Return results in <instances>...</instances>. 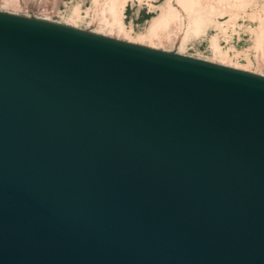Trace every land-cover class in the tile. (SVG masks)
Returning a JSON list of instances; mask_svg holds the SVG:
<instances>
[{
	"label": "water",
	"instance_id": "water-1",
	"mask_svg": "<svg viewBox=\"0 0 264 264\" xmlns=\"http://www.w3.org/2000/svg\"><path fill=\"white\" fill-rule=\"evenodd\" d=\"M0 264H264V75L0 10Z\"/></svg>",
	"mask_w": 264,
	"mask_h": 264
},
{
	"label": "rangeland",
	"instance_id": "rangeland-1",
	"mask_svg": "<svg viewBox=\"0 0 264 264\" xmlns=\"http://www.w3.org/2000/svg\"><path fill=\"white\" fill-rule=\"evenodd\" d=\"M0 10L102 33L109 20L115 38L264 72V0H0Z\"/></svg>",
	"mask_w": 264,
	"mask_h": 264
},
{
	"label": "bare ground",
	"instance_id": "bare-ground-1",
	"mask_svg": "<svg viewBox=\"0 0 264 264\" xmlns=\"http://www.w3.org/2000/svg\"><path fill=\"white\" fill-rule=\"evenodd\" d=\"M110 6H113L112 4L111 5H109V9H111L112 10V7L110 8ZM109 9H108V11H109ZM111 10H110V12H111ZM114 10V9H113ZM115 11V10H114ZM112 13V12H111ZM173 15V14H172ZM121 16V15H120ZM165 17V16H164ZM164 17H162V18H164ZM113 18V17H112ZM118 18V17H117ZM116 19V18H115ZM161 19V18H160ZM159 19V20H160ZM173 19V18H172ZM167 20V15H166V17L164 18V21H166ZM108 21V22H107ZM106 22H105V29L107 30V28H108V31H106V32H104V33H102V32H100V31H95L96 33H100V34H103V35H107V36H111V37H114V36H112V34H113V29H115L114 28V26L112 27V25L113 24H111L110 23V21L109 20H107ZM113 21H114V19H113ZM122 21V20H121ZM171 21V20H170ZM119 22V21H118ZM168 22V23H167ZM114 23V22H113ZM166 23L169 25V21H166ZM102 24V25H103ZM118 24V23H117ZM163 24V23H162ZM67 25H70V26H73V27H75L74 25H72V24H67ZM176 25V24H175ZM174 25V26H175ZM116 26V25H115ZM118 26V25H117ZM179 26V25H178ZM103 27V26H102ZM171 28V27H170ZM169 28V29H170ZM175 28V27H174ZM173 28V29H174ZM177 28V27H176ZM172 29V30H173ZM116 31V30H115ZM114 31V32H115ZM169 32H170V30H169ZM174 33H176V32H174ZM114 35H115V33H114ZM117 35H119V34H117ZM117 35H116V37H117ZM167 35V34H166ZM173 35V34H172ZM169 36V35H168ZM158 37V36H157ZM160 37V36H159ZM165 36H163V38H164ZM174 37V36H173ZM121 38V37H120ZM119 37H118V39H120ZM162 38V37H161ZM167 38V37H166ZM169 38H170V36H169ZM172 38V37H171ZM160 39V38H159ZM122 40H126V38H122ZM158 40V39H157ZM157 40L156 39H154V40H152V45H151V47H154V48H161L160 46H159V44L161 45V43H156L157 42ZM128 41H129V39H128ZM158 41H161V40H158ZM142 42V41H141ZM166 42H168V40H166ZM138 43V42H137ZM164 50V49H163ZM167 50V49H166ZM167 51H173V50H167ZM173 52H176L175 50L173 51ZM177 53H179V52H177ZM218 63H221V64H225V65H229V66H233V67H237V68H241V67H239V66H237V65H232V64H230V63H226V62H221V61H219ZM242 69V68H241ZM260 74H263L264 75V72H262V73H260Z\"/></svg>",
	"mask_w": 264,
	"mask_h": 264
}]
</instances>
